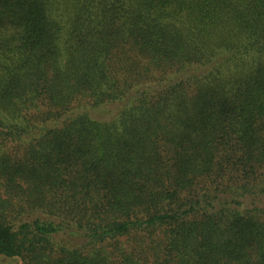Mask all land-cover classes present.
I'll return each mask as SVG.
<instances>
[{
    "label": "trees",
    "instance_id": "16d2710c",
    "mask_svg": "<svg viewBox=\"0 0 264 264\" xmlns=\"http://www.w3.org/2000/svg\"><path fill=\"white\" fill-rule=\"evenodd\" d=\"M0 256L264 264V0H0Z\"/></svg>",
    "mask_w": 264,
    "mask_h": 264
},
{
    "label": "rangeland",
    "instance_id": "374dc122",
    "mask_svg": "<svg viewBox=\"0 0 264 264\" xmlns=\"http://www.w3.org/2000/svg\"><path fill=\"white\" fill-rule=\"evenodd\" d=\"M0 264H21V260L17 257L7 258L0 256Z\"/></svg>",
    "mask_w": 264,
    "mask_h": 264
}]
</instances>
